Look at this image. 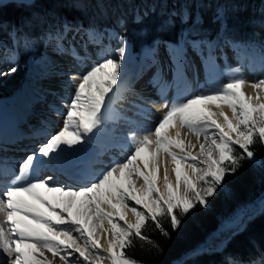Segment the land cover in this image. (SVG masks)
Listing matches in <instances>:
<instances>
[{
	"label": "snow or ice",
	"instance_id": "1",
	"mask_svg": "<svg viewBox=\"0 0 264 264\" xmlns=\"http://www.w3.org/2000/svg\"><path fill=\"white\" fill-rule=\"evenodd\" d=\"M3 4L4 0H0V6ZM147 15L148 11L143 14L137 11L133 22L143 23ZM188 16L185 9L182 19L186 21ZM217 19L223 20L222 10H218ZM198 22L199 17L194 24ZM126 23V19L120 18L117 27L123 29ZM190 31L196 34L195 27ZM69 33H72L71 39ZM80 33H84L80 38L85 47L96 43L97 36L115 40L118 47L114 55L94 62L77 77L80 82L65 103L63 127L24 157L19 162L18 175L0 189V264H53L47 258L41 259L45 257L44 250L65 264H76L71 260L73 255L83 264H103L104 260L110 264H140L126 252L135 246V240L152 243L159 250V245L143 233L147 222L154 223L164 236L169 233L162 218L169 220L173 231L178 230L181 217L187 216L197 204L207 206L208 198L214 195L226 175L235 173L241 159L245 156L255 159L251 146L257 140L264 143V96L246 95L242 91L246 80L235 78L186 102L172 103L154 130L149 129L140 139L135 134L131 136L134 147L129 146L126 158L116 162L95 182L74 188L59 185L52 176H39L42 166L60 162L62 156L70 154L68 150L75 151L88 134L100 127L102 109L121 76L130 42L114 28L98 31L94 26L84 29L82 25L65 21L55 29L49 26L39 37L13 27L8 33L12 47L0 45L13 61L21 48L27 50L36 43H43L45 47L54 45L55 51L70 52L75 59L82 60L73 45ZM183 40L194 49L207 47L211 58L214 42L188 40L187 35ZM159 43L154 41L144 49L147 58L154 61ZM171 54L179 72L186 49L183 44L172 45ZM15 71V66L9 69V72ZM251 87L264 91V79L252 83ZM225 106L231 109V118L223 111ZM185 128L197 138L204 136L205 143L199 144L195 155L192 149L196 145L191 141L186 144L182 135ZM237 147L244 155L237 154ZM162 156L171 158L175 184L169 180L168 162ZM162 165L161 188L158 181ZM141 179L143 183L138 187L136 181ZM128 212L135 217V222L127 219ZM105 221L108 228L104 227ZM98 231L107 237L106 244L102 245ZM225 264H236V261L226 257ZM249 264H264V254Z\"/></svg>",
	"mask_w": 264,
	"mask_h": 264
},
{
	"label": "trees",
	"instance_id": "2",
	"mask_svg": "<svg viewBox=\"0 0 264 264\" xmlns=\"http://www.w3.org/2000/svg\"><path fill=\"white\" fill-rule=\"evenodd\" d=\"M154 8V11L152 9ZM185 9L189 16L183 20ZM218 10L223 20L217 19ZM139 11H148L143 23L133 22ZM175 13V15H172ZM199 17V22L197 18ZM126 19L125 28L117 20ZM171 20V24L166 22ZM65 21L85 26L112 27L126 36L134 51H141L154 41L181 43L204 39L222 45L226 39L264 61V0H35L33 3L7 2L0 6V40L12 46L8 33L22 28L33 37L62 26ZM3 26H6V30ZM226 26V27H225ZM195 27V33L192 31ZM43 43H36L16 57V71L0 76V97L17 93L29 80L28 61L39 57ZM255 159H241L235 173L225 176L207 206L199 204L181 217V227L173 231L162 218L169 235H162L151 221L143 229L145 236L159 245L135 240L126 252L140 264H225L231 257L236 264L251 261L264 254V206L251 215L242 228L236 229L224 244L204 247L207 241L235 214L251 209L264 195V143L251 146ZM237 154L244 155L237 147ZM130 205L132 202H129Z\"/></svg>",
	"mask_w": 264,
	"mask_h": 264
},
{
	"label": "bare ground",
	"instance_id": "3",
	"mask_svg": "<svg viewBox=\"0 0 264 264\" xmlns=\"http://www.w3.org/2000/svg\"><path fill=\"white\" fill-rule=\"evenodd\" d=\"M84 29L88 28L84 27ZM71 36L72 33H69V39H71ZM81 36H83L81 33L77 35L76 39L73 41V45L77 49L79 56L83 58L82 60L75 59L70 52L61 54L60 52L54 50V45H49L50 48L48 47V50L45 52L46 63L38 72L40 76L43 75V77H46V80L41 81V84L38 86V88H40L39 93H37L34 97L30 95L32 100L30 99L25 101L21 104V106L19 104L16 105L11 100L0 102V189H3L7 185V182L13 178V176L18 175L19 162L27 156V152L25 151H27L33 145L32 142L34 140L39 141L33 145L35 148H38L48 139L49 133L55 130V132H57V130L63 126L62 125L61 127H58V120H61V116L57 118L51 116V114L47 115L46 117L38 116L47 108L38 106L36 110H29L31 102H46L48 101L46 98L49 95L55 94L56 96L54 97L62 98L63 94L61 95L58 92L61 91L65 94L66 91H70L72 89L74 91L76 85L71 84L70 82L76 81L77 79L71 80L68 78V80H66L64 77H61V75H65L68 72L79 74L82 72V70H84V68L90 66L91 61L100 60L107 56L114 55V50L118 47L116 41L109 40L107 36L96 37V43L87 44L85 47L84 41H82L80 38ZM159 42V47L154 61L150 58H147L144 52V66L139 65L134 73L131 71L126 73V69H121L120 77L122 84L120 88L115 90V93L117 94L116 97L119 99V102L115 105L117 110L114 112L115 116L112 117L111 122L119 119L120 116L125 117V119H130L132 116L144 113L145 116H142L144 119H139V126L135 127H137L136 129L139 130L142 128L148 129L150 121L153 122L154 119H157L158 122V120L161 119L164 114H166L165 111L163 115L159 117L157 115L158 118H156V112H154L156 110L164 111L166 102L167 105L169 103L186 102L188 98H191L196 94L207 93L218 88V85L221 82L219 68L225 62H229V60H233L241 64L243 66L242 72L245 71V76L248 77V79H245L246 83L242 87V91L246 95L252 97H255L257 94L263 96L264 91H259L251 87V84L255 83L252 80L253 78L258 77L260 78L259 80L264 79V74L261 73L262 71L260 72L257 70L262 69L263 66L252 56L244 53L240 48L237 47L240 50H234L235 48H232V44H234L233 42L227 40L224 45V51L215 53V55H212L211 52V58H209V51L204 53V55L200 54V50H192L190 53H186L187 55L185 56V60L179 72H177L176 65L173 63V56L171 54L170 45L173 44L165 41ZM97 44H102L103 47H100V45ZM1 51L2 48H0V52ZM247 55L250 56L254 61L248 58ZM6 62L10 63L11 60H9L7 56H4V54L1 52L0 64L4 65ZM134 74L145 76L142 78V82H140L138 86L135 85V88L132 86L136 77ZM217 79H219L220 82ZM78 83L79 81L77 82V85ZM175 93L178 96L173 99L172 96L175 95ZM112 96L113 95H111L110 99H112ZM64 98L67 100V102L70 99L68 96L63 97V99ZM161 98L163 99L162 102H165L164 106H158V103L160 102L158 100ZM171 98L172 100H169ZM54 99H51V103H49L51 108L49 112L54 113L55 115H62L58 114L56 111H64L65 106H59L58 103L57 105L54 104ZM118 99H116V101H118ZM138 105L140 107H138ZM26 107L27 114L28 111L31 114H38L36 115L37 117L32 119V121L27 120V115L24 113ZM145 108L150 109V111H144ZM12 109L17 112V116H12L9 114ZM212 110L218 111L215 108ZM223 111L229 116V118H231L232 112L230 108L225 106ZM11 120H13L11 123L13 126H11V128L9 127L8 130L6 127ZM115 123H113L112 126L116 128L117 126L122 125L121 121L117 122V124ZM45 124H47L49 127H44ZM38 125L40 128L36 129ZM130 130H128L126 134ZM182 132L186 144L188 141H191L192 144L196 145V147L193 148V154H197L199 152V144L205 143V140L202 138V136L199 138L193 136L195 137V141L189 139L191 133L187 128L183 129ZM143 135L138 134L136 138L139 139ZM106 137L104 138L106 140L103 141H97L95 138H90L91 140L96 141L95 145H93L94 148L87 150V152L84 151L85 153L74 157L71 164L64 165L63 163L58 164L54 162L52 165H44L40 168L38 175L41 177L52 176L55 182L61 185H71L74 188L95 182L96 178H100L101 175L111 167L109 161H118L120 158L124 160L126 155H128L127 152L129 151V146L132 145L131 142H126L125 139H120L118 137ZM233 138H235V134H233ZM90 139L88 143L91 141ZM111 151L118 152V154H115ZM24 152L25 154L22 156ZM31 152L33 151L29 150L28 154ZM103 156L109 157L107 159L102 158ZM98 162H101V164L102 162L108 163V166L101 165ZM136 183L142 185L143 181L142 179L137 180ZM127 219L130 222L133 221V215L131 212L127 213ZM104 227H109L106 221L104 223ZM98 235L101 237L102 245L106 244L107 237L100 231H98ZM80 243L83 245L82 240ZM44 252L45 257H42L41 259L47 258V260L52 261L53 264H65L64 260L60 259L59 257H53L51 253L47 252V250H44ZM92 258L93 257L90 256V259ZM71 260L75 261L76 264H83V261H81L76 255H73Z\"/></svg>",
	"mask_w": 264,
	"mask_h": 264
},
{
	"label": "rangeland",
	"instance_id": "4",
	"mask_svg": "<svg viewBox=\"0 0 264 264\" xmlns=\"http://www.w3.org/2000/svg\"><path fill=\"white\" fill-rule=\"evenodd\" d=\"M72 25H82V24H80V23H71ZM83 26V28L84 27H87V28H89L90 26H85V25H82ZM98 31H103L106 27H102V28H100V27H98V26H94ZM81 35H84V33H81ZM97 37H100V36H97ZM99 39V38H98ZM158 41H161V40H158ZM105 42H107V41H105ZM102 43V42H101ZM104 43V42H103ZM234 43V42H233ZM4 44H6L9 48H11L12 46H10V45H8L4 40H0V45H4ZM171 44H173V45H176L177 43H171ZM178 44H183V46H184V48L186 49V53L188 54V53H190V51H196V50H200V52H202V55H204V53H206V52H208L209 51V49L207 48V47H203L202 49H194L193 47H192V45L191 44H189V43H187V41H185V40H183V41H181V43H178ZM97 45H100V47H103V45L102 44H97ZM110 45V44H109ZM224 45H225V43H223L222 45H219V46H216V47H212V49H211V52H212V55H215V53H218V52H223L224 51ZM231 45V44H230ZM235 45V46H234ZM169 46V45H168ZM172 45H170V47H171ZM232 48H235L234 50H242L244 53H246V54H248V55H250V56H252L257 62H259L262 66H263V68H264V61H261V60H259L257 57H255L254 55H252V54H250V53H248V52H246V51H244L242 48H241V46L238 44V43H234V44H232ZM48 47L49 46H47V47H45V45H44V49H43V51H42V53H41V55L39 56V57H31L30 59H29V61H28V68H29V80L28 81H26L25 82V84L21 87V89L17 92V93H15L14 95H12V96H8V97H0V102H3V101H9V100H11L13 103H15L16 105L17 104H19L20 106H21V104L22 103H24L25 101H28V100H32V98H31V96L30 95H32V97H34V96H36V94L37 93H39V90H40V88H38V86L41 84V81H44V80H46V77H43V75H39L38 74V72H39V70L41 69V67H43L44 66V64L46 63L45 62V57H46V51L48 50ZM240 48V49H238V48ZM0 48H2V54H4V56H7V58H8V54L7 53H5V51H4V49H3V47H0ZM50 48V47H49ZM144 50V49H143ZM143 50H141V51H134L133 49H132V45L130 44V47L128 48V54H126V57H125V59H124V64H123V67L122 68H124V69H126V73H128V71H131L132 73H134L136 70H137V68H138V66L139 65H142V66H144V63H143V53L145 52V51H143ZM143 51V52H142ZM241 51V52H242ZM0 52V53H1ZM242 52V53H243ZM186 54V55H187ZM245 54V55H246ZM247 55V56H248ZM250 56H248V58H250L251 60H253ZM96 61H98V60H93V61H91V64H90V66L89 67H87V68H84V70H82V72H80L79 74H76V73H72V72H68V73H66L65 75H61V77H64L66 80H68V78H71V80H74V79H77L76 81H71L70 83L71 84H75L76 86H77V82L79 81L80 82V80L77 78L79 75H82L83 73H85L90 67H91V65L94 63V62H96ZM254 61V60H253ZM3 63V62H2ZM143 63V64H142ZM240 65V66H239ZM13 66H16V59H15V61H13V60H11V62L9 63V62H6L4 65L3 64H0V76L5 72V71H8L11 67H13ZM152 66H153V64H152ZM150 68H152V67H150ZM257 69V70H259L261 73H263L264 74V69ZM141 69V68H140ZM219 76H220V79H221V82L219 81V79H217L219 82H220V84L218 85V88L219 87H222L223 86V84L224 83H227V82H230V80L231 79H235V78H243L244 77V79H248V77L247 76H245L246 75V73H245V71L244 72H242L243 71V66L241 65V64H239V63H237V62H235V61H233V60H229V62H225L224 64H222L221 66H220V68H219ZM242 72V73H241ZM130 75H132V74H130ZM133 76V75H132ZM134 76H136L135 77V80H134V84H132V86L135 88V85L136 86H138L139 84H140V82H142V78H143V76L142 75H136V74H134ZM243 76V77H242ZM219 78V77H218ZM260 78H258V77H256V78H253L252 80H253V82H258V80H259ZM135 82H136V84H135ZM79 84V83H78ZM121 84H122V82H121V77L119 78V80H118V83H117V85L114 87V89H113V91L109 94V96H108V98H107V101H106V104H105V106H104V108L102 109V118H103V122H102V124L100 125V127L99 128H97V129H95L94 131H93V133H91V134H88L86 137H85V139H84V143L83 144H81V145H78V146H76V150L75 151H72V150H68L69 151V155H67V156H62L61 157V161L60 162H58V164L60 163H63L64 165H68V164H71V162L73 161V159H74V157H76V156H78L79 154H83V153H85V152H87V150H91L92 148H94V146L93 145H95V140H91L90 138H95L97 141H103V140H106V139H104L106 136L107 137H115V138H120V139H125L126 140V142H131L132 143V141H131V136L133 135V134H135V136H138V134L139 135H145V134H148V130L149 129H151V130H154V127L157 125V119H154L153 120V122H151L150 121V124H149V128L148 129H144V128H142L141 130H139V129H136L137 127H135V126H139L138 125V120L139 119H144L142 116H145L144 115V113L143 114H138V115H135V116H132V117H130V119H125V117H123V116H120V118L119 119H117V120H115L116 121V123H115V121H112L111 122V120H112V117H114L115 116V113L114 112H116V110H117V107H115V105L119 102V99L116 97V93H115V90L116 89H118V88H120L121 87ZM35 85V86H34ZM36 87V88H35ZM35 88V89H34ZM210 92V91H209ZM59 94H63L62 96L63 97H66V96H68L69 98L73 95V93H74V91H73V89L72 90H70V91H66V93L64 94V92H58ZM208 93V92H207ZM67 94V95H66ZM199 94H201V93H199ZM70 95V96H69ZM111 95H113L112 96V99H110V97H111ZM196 95H198V94H196ZM54 96H56V94L55 95H49L47 98H46V100L48 99V101H42V102H31V104H30V107H29V110H36L37 109V107L38 106H42V107H44V108H47V109H45V111H43V113H41L40 115H38V114H31V113H29V111H28V114H27V107H26V109L24 110V113L27 115V120L28 121H32V119H34L35 117H37L36 115H38V116H44V117H46L47 115H49V114H51V116H53V117H55V118H57V117H59V116H61L60 118H61V120H58V127H61L62 125H63V120H64V116H62V115H64V113L66 112V109L64 110V111H56V112H58V113H60V114H62V115H55L54 113H50L49 111H50V106H49V103H51V99H54V98H56V99H54V104H56L57 105V103H58V105L59 106H65V103L67 102V100L64 98L63 99V97L62 98H60V97H54ZM178 95L175 93V95H173L172 96V98L174 99L175 97H177ZM263 96H264V92H263ZM172 98L171 99H169V100H172ZM116 99H118V101H116ZM158 101H160L159 103H158V106H164V104H165V102H162L163 101V99L161 98L160 100H158ZM63 103V104H62ZM171 104L172 103H169L168 105H167V107H165L164 108V111L163 110H156V111H154V112H156L155 114V117L156 118H158L159 116H161V115H163L164 113H165V111H167L170 107H171ZM115 107V108H114ZM119 110V109H118ZM55 111V110H54ZM10 112V111H9ZM16 111H14V109H12L11 110V112L9 113L10 115H16L17 116V112L15 113ZM148 115V114H147ZM157 115H158V117H157ZM15 116V117H16ZM152 117H154V116H152ZM160 120V119H159ZM158 120V121H159ZM12 121L13 120H11L10 121V123L8 124V126L6 127L7 129L10 127L11 128V126H13V124H11L12 123ZM121 121V126H117V128L116 127H113L112 125H113V123H115V124H117V122H120ZM145 123V122H144ZM14 124H15V122H14ZM25 125V124H24ZM46 126H48L47 124H45L44 125V127H46ZM49 127V126H48ZM63 127V126H62ZM61 127V128H62ZM133 127V128H132ZM40 127H39V125L36 127V129H39ZM60 128V129H61ZM59 129V130H60ZM130 129H132V130H130ZM144 129V130H143ZM9 130V129H8ZM59 130H57V131H59ZM113 130V131H112ZM128 130H130L127 134H126V132L128 131ZM138 130V131H137ZM56 131V130H55ZM55 131H53V132H51V133H49L48 135V138H50V135L51 134H54L55 133ZM139 131H141V132H139ZM143 131V132H142ZM124 132H125V134H124ZM183 133V132H182ZM191 134H190V138L189 139H192V140H194L195 141V137H196V135L194 134V133H192V132H190ZM173 134H174V130H173ZM193 136H195V137H193ZM202 136V138L204 139V136L203 135H201ZM200 136V137H201ZM106 137V138H107ZM141 137V136H140ZM45 138V137H44ZM89 139L91 140L89 143H88V141H89ZM99 139V140H98ZM140 139V138H139ZM205 140V139H204ZM36 140H34L32 143H33V145L35 144V143H37V142H39V141H36ZM31 146L28 150H30V151H34L35 149H37V148H35L34 146ZM134 146V145H133ZM34 147V148H33ZM27 150V151H28ZM194 149H192V151H193ZM27 151H25V152H27ZM85 151V152H84ZM178 151V150H177ZM25 152L22 154V156H24V154H25ZM110 152V151H109ZM111 152H113V153H115V154H118V152H114V151H111ZM89 153V152H88ZM128 154H129V151L127 152ZM126 154V153H125ZM27 155H28V153H27ZM108 155V154H107ZM127 156V155H126ZM108 157L109 156H103L102 158H107L108 159ZM63 159H64V161H63ZM161 159L162 160H167V167H168V176H169V180H170V182L171 183H175L176 182V178H175V173H174V171H173V165L171 164V158L170 157H167V156H162L161 157ZM119 161H123V159H119L118 161H109V164H111V166H113L116 162H119ZM99 164H101V162H98ZM57 165V164H56ZM101 165H106V166H108V163H103L102 162V164ZM47 175V174H46ZM163 175H164V167H163V165L161 166V169H160V172H159V181H158V186H160L161 188H162V186H163ZM98 178H96L95 179V181L97 180ZM64 182V181H63ZM59 184V183H58ZM59 185H61V184H59ZM137 186L139 187V186H141L139 183H137ZM198 187V189L200 188V185H198L197 186ZM202 195L204 194L203 192L201 193ZM264 206V195H263V197L251 208V209H249V210H247V211H244V212H239V213H237V214H235L233 217H231V219H229L228 221H226V222H224L223 223V225L221 226V228L214 234V235H212V237L207 241V243H206V245H204V247H206L207 246V248H211V246H213V245H218V246H220V245H222V244H224V241H225V239L229 236V234H231L233 231H235L236 229H239V228H242L243 226H244V224H245V222L247 221V219L251 216V215H253L255 212H258L262 207ZM132 222H135V217L133 216V221ZM258 258H260V257H258ZM258 258H255V259H258ZM249 262L250 261H247V262H244V261H240L239 262V264H249ZM103 264H110V261H108V260H104L103 261Z\"/></svg>",
	"mask_w": 264,
	"mask_h": 264
},
{
	"label": "water",
	"instance_id": "5",
	"mask_svg": "<svg viewBox=\"0 0 264 264\" xmlns=\"http://www.w3.org/2000/svg\"><path fill=\"white\" fill-rule=\"evenodd\" d=\"M34 1L35 0H31L30 3H33ZM7 2H24V3H28L27 0H4V4H6Z\"/></svg>",
	"mask_w": 264,
	"mask_h": 264
}]
</instances>
